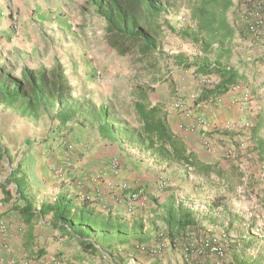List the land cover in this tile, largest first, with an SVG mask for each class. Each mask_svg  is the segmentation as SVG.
<instances>
[{
	"label": "crops",
	"instance_id": "1",
	"mask_svg": "<svg viewBox=\"0 0 264 264\" xmlns=\"http://www.w3.org/2000/svg\"><path fill=\"white\" fill-rule=\"evenodd\" d=\"M173 63L179 73L147 82L153 87L148 93V101L162 104L167 123L178 135L193 165L162 159L149 150L132 146L120 148L89 127L75 131L80 137L75 142L71 140L73 144L64 143L69 140L68 136L39 144L43 131L38 140H34L38 137L33 133H27L20 141L26 146V154H20L15 161L11 157L12 163L0 161L4 169V172L0 171V212H4L0 221H4L9 229L0 231L1 264H55L56 259L70 255L69 245L74 244L71 235L53 221L51 213L28 224L16 212L6 211L1 185L18 164L21 168L16 180L26 188L38 209L43 203L66 196L78 207L87 204L103 213L124 214L130 223L138 220L144 223L151 235L149 245L156 244L154 238L159 230L168 232L169 211L176 220L193 219L194 225L189 224L186 233L179 234L177 239L180 249L177 247L174 251L179 259L170 264H185V238L192 240L210 235L224 243L226 256L222 264H264V157L256 149L252 136L258 118H264V105L262 101L260 105L251 101L246 104L248 109L242 111L231 102L233 93L229 92L222 96L221 102L195 106L191 96L199 94L201 85L194 76L185 75L181 65L174 60ZM83 84L85 88L78 87L81 91L73 85L77 93L84 91L95 103L112 107L115 112H119L118 106H124L115 102L117 98L119 102L123 101L124 93L117 96L112 89L101 90L95 77H85ZM245 90L249 91L246 87ZM128 97L135 123L127 117L122 118L135 125L138 122L131 90ZM182 97L193 105L195 115L204 119V124L193 131L181 128L182 123L190 124L193 120L180 115L173 107L175 100ZM256 108L260 114L254 117L252 109ZM248 118L252 120L251 128L241 131V122ZM259 135L264 138V125ZM243 138L245 145L241 143ZM32 153L35 160L31 169L25 162ZM114 159L119 162L117 168L112 165ZM165 177L169 178V184L155 192L160 179ZM108 183L115 187L110 188ZM122 183H128L129 188L122 189ZM9 185L12 191L17 188L15 182ZM142 189L150 196L146 205L137 206L128 213L124 198L131 191ZM256 227H261L262 232L254 233ZM93 239L98 242L95 245L97 252L81 246L82 258L89 263L96 254L97 258L105 257L104 248H110L109 244L104 247L99 233ZM74 240L77 242V238ZM122 248L120 244H113L114 252L120 253ZM207 260L214 264V258Z\"/></svg>",
	"mask_w": 264,
	"mask_h": 264
},
{
	"label": "trees",
	"instance_id": "2",
	"mask_svg": "<svg viewBox=\"0 0 264 264\" xmlns=\"http://www.w3.org/2000/svg\"><path fill=\"white\" fill-rule=\"evenodd\" d=\"M178 1L86 0L81 8L83 12L94 13L103 21V38L108 46L120 55H131L132 64L143 70L157 71L160 61L166 58L162 47L168 32L193 43L198 49L193 59L178 53L174 61L184 69L193 68L195 77H217V83L202 86L193 101L195 106L214 103L229 93L233 86L249 79L241 63H230L235 39L238 37L247 42L248 34L237 19L229 17L230 14L238 13V8L232 11L234 0H184L189 10V23L176 27L166 14L178 9ZM248 47L258 48L257 45ZM16 53L9 52L8 57L0 54V108L15 110L20 117L41 122L44 134L39 144L59 136H68L69 140L64 143L72 144L80 137L75 131L89 127L92 132L117 143L120 148L132 146L149 150L162 159L193 165L178 135L167 123L162 104L148 101V93L153 90L149 83L137 82L132 89L138 122L134 125L121 118L112 107L95 103L84 91L77 93L76 87H85L84 84L75 87L61 62L56 61L50 67L33 68L20 63V53ZM262 53L255 62L264 64ZM88 76L95 77L93 73H88ZM263 122L264 118L259 117L252 128V136L256 149L264 157V138L259 135ZM8 155V149L0 144V159ZM7 160L12 163L11 157ZM20 168V164L13 168L9 178L1 185L6 211L16 212L28 224L51 213L56 225L60 224L59 227L73 239L77 238L80 246L94 252L98 251L95 246L98 242L93 236L99 233L104 247L110 246L104 251L112 258L111 264L127 262L119 252H114V243L134 246L135 250L144 247V251H141L150 252L151 235L140 220L130 223L124 214H112L110 211L103 213L91 209L87 204L78 207L66 196H59L51 203H43L38 209L26 188H22L16 180ZM11 182L17 184L14 191L10 189ZM3 213L0 212V218ZM169 213L167 237L171 239V246L177 247L179 234H183L189 224L194 225V220H176L173 212ZM165 232H157L154 238L156 243L158 239L161 240L160 234L165 235ZM185 239V243L191 242L189 238ZM135 250L133 253H136Z\"/></svg>",
	"mask_w": 264,
	"mask_h": 264
},
{
	"label": "rangeland",
	"instance_id": "3",
	"mask_svg": "<svg viewBox=\"0 0 264 264\" xmlns=\"http://www.w3.org/2000/svg\"><path fill=\"white\" fill-rule=\"evenodd\" d=\"M85 1L0 0V54L8 57L9 52H19L21 59L17 58L20 63L34 68L50 67L59 61L64 65L75 85H82L88 73H93L99 81L98 87L101 90L111 91L112 89L117 96L124 93L123 101L119 102L118 98L115 101L117 105H124L118 106L119 112L116 113L121 118L127 117L135 123L129 109V91L132 92L137 82H155L158 79L161 80L163 76H166V79L173 77V74L177 72L173 63L176 55L181 52L187 58L193 59L198 54V49L193 43L168 32L162 47L166 58L160 61L157 71L143 70L140 66L132 64L131 55H120L108 46L103 38V21L94 13L82 11L81 7ZM178 3V9L166 14V17L176 27H181L189 23V10L184 0H179ZM229 17L233 19L232 14ZM234 42V53L230 63L233 65L241 63L240 65L245 67L249 79L243 85L249 89L253 103L257 101L260 105L262 101L264 105V64L255 62L263 51L248 47L247 43L238 37ZM181 71L185 75L194 76L193 68H183ZM195 78L198 80L199 77ZM178 100L185 101V98H178ZM258 111V108L252 109L254 117L260 114V112L257 114ZM39 123L32 118L20 117L15 110L2 109L0 111V144L8 149L10 156L0 161H7L9 157H13L15 161L21 156L20 154L27 151L24 143H20L27 133H33L34 137H38L34 140L41 138L40 132L43 130ZM34 160L35 155L32 153L25 164L32 169ZM0 171L4 172L1 163ZM164 179L168 180L167 186L169 178ZM136 191H141L144 195L146 193L144 189ZM147 195L149 199V193ZM257 228L259 231H256ZM253 232L261 233V227H256ZM160 237L161 240L158 239L160 244H153L157 246V252L154 254L143 252L144 250L141 251L140 247L135 250L134 246L122 245L120 255L127 261L124 264L175 263L176 259H179L174 251L178 245L171 246V239L167 237V232L165 235L160 234ZM73 242L74 244L69 245L70 255L60 258L61 261L67 264H111L112 258L106 251L103 254L105 257L97 258L96 254L94 258H90V263L83 260L81 246L74 239ZM134 250L136 253H133Z\"/></svg>",
	"mask_w": 264,
	"mask_h": 264
},
{
	"label": "built area",
	"instance_id": "4",
	"mask_svg": "<svg viewBox=\"0 0 264 264\" xmlns=\"http://www.w3.org/2000/svg\"><path fill=\"white\" fill-rule=\"evenodd\" d=\"M238 8V13L235 12L233 15V19H237L245 32L248 34L249 40L246 42L247 45H257L259 49L264 52V0H234V5L232 7V11ZM217 77L214 75H201L198 78L199 84L202 86H213L217 83ZM233 93L231 102L238 105V107L245 111L248 109L247 105L252 101V95L249 91L245 90L243 84H237L233 86L230 91ZM198 96V94H193L191 99H194ZM222 96L217 99L216 103L221 102ZM247 104V105H246ZM174 109L180 114L183 115L187 119H191L190 124L182 123L181 128L186 129L187 131H193L197 128L198 125L204 124V119L200 116L195 115L194 107L190 103L184 100H178L173 103ZM252 126L251 118L245 119L241 122L240 130L247 131ZM242 145H245L246 139L243 138L241 140ZM209 146V143L206 144ZM118 160L114 159L112 161V165L114 168L118 167ZM57 174L61 175V172L57 170ZM168 183L167 179H161L155 188V191H159L160 189L166 187ZM115 184L108 183L110 188L115 187ZM122 189L129 188L128 183L121 184ZM148 195L147 193L142 194V192H138L133 190L130 194L124 198L126 201V209L127 212H133L137 206L145 205L147 202ZM9 230L4 221H0V231L6 232ZM259 231V228L256 229ZM160 244V242L158 243ZM143 246V245H142ZM157 246L151 245L149 251L154 254L157 252ZM144 247L141 248L143 250ZM184 252V261L185 264H209L208 258H214V264H222L223 259L226 256V249L224 243L220 240V238L216 236H205L200 239L193 238L191 242L185 243L183 246ZM1 261V260H0ZM2 263V261H1ZM0 263V264H1ZM55 264H67L60 259L55 260Z\"/></svg>",
	"mask_w": 264,
	"mask_h": 264
}]
</instances>
